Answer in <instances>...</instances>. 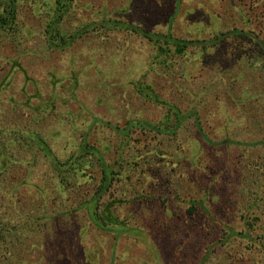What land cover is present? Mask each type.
<instances>
[{"label":"rangeland","instance_id":"1","mask_svg":"<svg viewBox=\"0 0 264 264\" xmlns=\"http://www.w3.org/2000/svg\"><path fill=\"white\" fill-rule=\"evenodd\" d=\"M248 1L72 0L55 19L56 32L73 37L49 55L42 39L45 0L17 1L14 19L0 30V222L6 228L0 264H264V246L256 241L264 240V122L246 116L264 115V21L254 19ZM115 21V29L107 26ZM122 22L159 37L197 36L200 24L197 37L209 46L202 62L184 58L166 68L156 45ZM219 26L224 40L212 47ZM241 91L250 99H239ZM196 92L203 99L195 103ZM204 98L212 129L198 130L201 119L190 125L202 161L175 168L177 197L159 193L165 183L154 186L161 173L155 168L138 184L141 167H129L126 157L155 146L149 126L168 127L169 103L197 118ZM29 132L41 135L61 161L83 136L95 141L119 173L99 204L120 196L112 207L116 223L93 227L80 206L100 178L99 164L87 161L80 187L62 197L66 174L58 176ZM62 202L73 211L65 212Z\"/></svg>","mask_w":264,"mask_h":264},{"label":"trees","instance_id":"2","mask_svg":"<svg viewBox=\"0 0 264 264\" xmlns=\"http://www.w3.org/2000/svg\"><path fill=\"white\" fill-rule=\"evenodd\" d=\"M17 1L18 0H0V30L2 31L7 30V28L9 27V24H11L12 20L14 19V12H15ZM71 1L72 0H51V2H48V0H45V7L48 10V20L45 23L46 25H45V30L43 32L44 34L42 36L43 37L42 39L46 42L44 43L45 46L49 48L48 55L54 48H58L62 46V44H64V42L67 39L73 37V35L67 36V35L61 34L60 32L58 34L56 32V23L59 24V21L58 20L56 21L55 19L56 16L61 17L63 15L62 14L63 12L66 13L67 11L66 8L71 4ZM248 2L250 3L248 4V6L253 12L252 15L254 19H259L263 23L264 21V0L260 2V5H259L260 8L258 7V0L256 1L252 0ZM254 6H257L255 11H254ZM165 9H169V8H165ZM234 9L235 11H237L238 15H240L242 18H245L244 11L240 10V9H243L241 6H239L238 4H235ZM189 17H192V16H189ZM118 24L119 22H117L116 25L107 24V26L109 28L115 29L118 26ZM120 26L125 29H128L130 27V31L138 33L139 35H143L149 41L153 42V45H156V47L158 48L157 55L159 56L162 54L164 55L163 56L164 61L163 62L161 61V63L166 68L172 67L173 65L179 63V61L183 63L184 58L186 60L185 62L189 61L190 58H192L194 61L202 62L203 61L202 53L204 52V50H206L207 45L209 46L208 42L206 43L205 39L197 37L199 35V32L202 30V26L200 24L197 25L196 27L197 30L194 33L197 36L192 35L190 37H184L181 35L177 36L171 31L168 33H164L162 37H159L157 33H153L151 30L146 29V28H139L138 26H134L133 24L129 25V24L122 22ZM188 31L193 32V30L190 28L188 29ZM103 32L104 31H102V33ZM250 32H252V29L250 30ZM224 33L225 31L224 29H222V26H219L214 30V33L212 36V39H214V42L211 41L213 42L211 43L212 47L218 45L217 43L219 41L222 42L224 40L222 39V36L224 35ZM197 42L199 43L205 42V43H201V45H199L197 44ZM188 47H190V49L193 51L191 52L186 51ZM210 50L212 51V49ZM190 53L191 55L188 56V54ZM202 80L203 79H201L200 82H202ZM200 84L198 85L199 87H200ZM2 85L3 84L0 85V88L2 87ZM136 86L137 88H141L140 91L144 94V97H150V91L147 90V88H143L145 86H140L137 83H136ZM170 92L172 93V91ZM195 96H196L195 99H197L195 103L198 102V99H203L201 97L200 92L199 93L196 92ZM237 97L239 99H242V98H245L246 100L250 99L249 97H247V94H244L242 91ZM199 103L203 110L198 111L199 116L197 118L193 117L190 114L184 115L183 111L179 110L175 103H171V104L169 103V105L167 106V112H166V116L168 117L167 119L166 117L164 118L169 121L168 127H161L157 125H154L153 127L149 126L150 131L154 129L156 132L152 136H147V138L149 140L151 139L155 140L156 141L155 146L152 148H149L146 151H142V149L136 148L135 151H133L134 155L133 154L130 155L131 158L133 159L126 157L127 165L130 164L128 165L129 167L132 165H136V167L137 166L141 167L136 173V175H138L137 181H136L138 184H140L139 176L144 175L148 169L155 168L156 171L161 172V173H160V176L157 178L159 180H156V182H153L154 186L159 187L158 186L159 183H165V184H162L164 185L162 188H158L159 193L164 194L166 196L165 198H167V196H173V195H174L173 196L174 198L177 197L178 189L180 187L177 184L178 178L176 175L175 168H179V169H183L184 167L188 168L193 165H197L200 161H202V159H200V155L203 154L202 153L203 150L201 148V145L193 138L191 134L192 130H191L190 125L194 124L196 120L201 119L203 120V123H209V124L203 125L202 123H200L201 120H198L197 121L199 123V124L197 123L199 126L198 130H200V128L212 129L210 117L212 116L213 112L210 108H208L207 101L205 100V98H204V101H201ZM246 116H250L251 119H255L257 121L260 120L264 122V115L260 117L261 119L253 115L247 114ZM134 120L136 121L137 119H134ZM134 120L132 124L133 125L138 124ZM127 124L128 123H126L125 125ZM115 128L118 130L120 129L124 130L126 126L120 129L117 127ZM261 128H264V124L261 126ZM168 129H170L169 133L166 132V130ZM163 131L164 133H162ZM157 134H161V136L164 138L163 140H161V142L160 140L158 142L156 139H154L155 137H157ZM190 135L192 136V138H189ZM27 136L30 139L35 140L36 143L38 144L37 147L40 145L39 149H41L45 155L51 158L50 160H51V163L54 165V171L58 173V176H62V174H66V176L63 177V179H64V185L67 188L64 189L63 187L62 192L59 193V194H62V197L65 195L66 191L70 190L69 192H75L77 190L76 188L80 187V183H78V177L83 175L84 172H86L89 166L88 165L89 161L97 162V164H99L100 166L98 167V171L100 172L99 174L100 178L97 177L99 180L96 179L97 184L93 186L91 196L88 197L84 201V203L81 204L80 206L84 207L83 209L87 213L88 222L86 223L94 224L93 227L100 226L102 228L105 226H109L110 224L116 223L118 219L116 215L113 214L112 207H114L116 203L118 204V202L121 200L120 196L116 195L112 199H109V200L106 199V201L102 202V205H99V204L101 202L100 197L104 193L103 191L109 188L108 186L111 185L112 181L114 180V176L118 175L119 173L118 171H115L114 169L110 168L104 162V158L102 157L100 153L101 149L97 147V145L95 144V141L90 140V138L87 135L83 136L81 138L80 143L77 145L76 149L73 151L68 150L67 155H66L67 157L65 158V160L61 161L58 155L55 156L51 152L49 146H47L46 141L44 140V138H42L41 135L34 134V133L32 135V133L29 132L27 133ZM243 143H248V142L244 141ZM160 145L162 147H160ZM0 150H2V148H0ZM2 152L3 150L0 151V166L1 167L5 164V158H3L1 155ZM164 154H167V155L165 156ZM155 157H158L160 160L156 162L157 159H155ZM122 168L123 167H121L120 169ZM132 168L134 167L132 166ZM1 172L3 173L4 171H1ZM127 174L129 175V172ZM0 176H2L1 173H0ZM141 177L144 178V176H141ZM92 178L93 177L90 176L88 177V180L90 181ZM7 182L11 183V181L9 180ZM74 187L76 188L74 189ZM156 187H153L152 190H155ZM149 193L152 194L151 190L149 191ZM255 194L256 193L252 192L251 195L253 197H258V196H255ZM121 195H123V193ZM60 207H64L65 212L73 211L72 208H66L63 202L61 203ZM10 228H8L7 230L8 235L12 234L11 233L12 228L11 229ZM5 231H6V228L3 226V221H1L0 222V247L3 242L2 236L4 235ZM23 232L24 233L27 232V229L26 230L23 229ZM257 237L259 240H256V239L255 240L258 241V243L261 244V246H264V243H263L264 240H262L261 236L258 235Z\"/></svg>","mask_w":264,"mask_h":264}]
</instances>
